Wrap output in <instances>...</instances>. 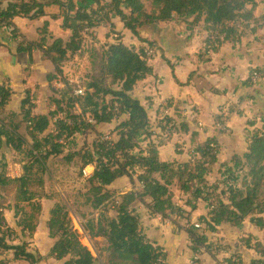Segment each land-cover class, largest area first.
<instances>
[{
	"label": "trees",
	"instance_id": "obj_1",
	"mask_svg": "<svg viewBox=\"0 0 264 264\" xmlns=\"http://www.w3.org/2000/svg\"><path fill=\"white\" fill-rule=\"evenodd\" d=\"M5 1L9 2L8 6L2 8ZM91 1L97 8L87 12L84 8L78 7L75 0H0V27L14 26L16 17L30 20L44 17L45 9L53 5L61 8L62 28L71 31L70 39L68 41L54 39L52 43H49V23L46 22L41 29V39L35 44L55 65V74L47 76L50 85L63 74V63L82 51L84 35L90 34L91 29L102 24L110 25V31L116 35L114 43L101 47L99 75L94 77L92 83L94 93L87 98V104L91 107L88 120L93 119L94 125L87 124L88 121H82L79 116L74 115L71 118L67 116L65 120H61L56 134H48L40 139L39 136L44 135L48 130L51 118L49 115L34 114L37 108L35 97L30 90H27L20 104V115L24 119L21 121L26 122L34 132L32 147L27 149L25 139L20 132L19 122L15 123L11 117V121L7 123L0 116V152L4 146H8L19 152L26 151L30 159V162L24 166V175L14 180L19 185L18 200L27 203L34 201L36 195L30 191V186L34 182L40 187L45 184L46 170L37 152L42 151L45 146L59 150L63 148L59 141L63 139L70 141L83 129L110 124L115 120H121L123 115L127 114L128 118L122 120L113 130L117 139L104 140L103 135L100 134L98 140L92 145L67 156V160L78 157L82 170L87 167L94 169L92 176L88 178L90 183L88 201L92 209L100 211L109 207L116 196L122 199L115 218L110 219L106 216V212H103L100 214L99 221L96 224L91 223V228L88 230L95 238L107 239L109 264H162L165 255L160 247L147 238L140 217L133 208L137 201L145 203L146 198H149L151 203L146 206L153 213L161 214L163 218L168 217V214H177L186 219L188 225L186 231L190 235L191 249L195 254H199L202 248L209 251L208 238L191 225L189 213L174 202L175 187L173 189L172 187L177 183L179 186L177 187L183 193L192 195L187 202L192 210L196 209L193 201L205 200L209 196L208 190L219 189L218 186L209 188L205 179L211 172L210 165L217 160V140L208 139L199 146L196 152L200 155V159L191 160L188 163L162 161L159 146L154 142H149L146 150L142 149L140 137L144 136L145 141H148L152 136L151 121L145 108L131 96V93L139 82L154 76V69L150 65V58L145 53L146 48L141 46L137 50L126 45L123 42V34L116 31L112 18H119L124 29L129 30L141 43L147 44L150 50L156 48L155 42L140 36L141 27L169 22L175 18L186 22L189 27L203 21L209 33L206 51L210 50L211 46V49L216 51L218 48L213 46L220 47L227 41L239 39L243 33L241 30L243 24L254 20L258 2L257 0H153V4L159 7L156 16L146 13L143 0ZM52 18L56 20L59 17ZM190 19H192L191 22H189ZM231 23L239 26L228 27ZM12 34L15 38L19 37L16 29L12 30ZM33 48L34 45L28 43L25 46V42L20 41L18 55L32 52ZM161 58L172 68L177 84L185 86L190 83L192 75L186 84H181L174 74L171 62L164 54ZM110 77L113 83L117 84L116 88L111 87L108 79ZM14 94L9 84L0 86V111L3 112L8 108ZM97 97H101V100ZM107 97H111L110 100H106ZM11 115L15 114L11 113ZM167 122L171 123V121ZM181 125L183 131H189L186 124ZM196 135V133L193 134V139ZM232 162L233 173L229 179L235 181V184L227 191L213 196L214 202L211 204L210 218L206 221V230L215 232L217 225L221 223L239 227L249 218L251 223L263 229L264 132L255 134L250 140L249 151L243 156H234ZM35 169H37L36 172H34ZM235 174H240L241 177ZM124 177L129 178L133 185L130 191L120 193L111 188L115 181ZM1 183L5 181L1 179ZM220 196L226 197L229 203H225ZM41 210V203H38V212L40 213ZM50 215L49 237L56 239V242L49 256L62 264H93L95 258L88 247L82 244L80 234L72 225L67 210L62 205L56 204L50 211ZM15 217L19 227L33 230L29 223L30 219L19 220L18 213ZM6 229H9V226L6 223L4 209L0 206V249L14 251L13 261L37 264L44 259L43 256H36L29 252L25 245H10ZM255 250L260 255V260H263L261 252L257 248ZM260 260H255L253 263L264 264ZM228 262L231 261L228 260Z\"/></svg>",
	"mask_w": 264,
	"mask_h": 264
},
{
	"label": "crops",
	"instance_id": "obj_2",
	"mask_svg": "<svg viewBox=\"0 0 264 264\" xmlns=\"http://www.w3.org/2000/svg\"><path fill=\"white\" fill-rule=\"evenodd\" d=\"M257 2L254 20L243 24L241 28L243 33L239 39L227 41L220 47L213 46L218 48L216 51L211 49L212 46L206 51L209 33L203 21L189 27L186 22L175 18L169 22L141 27L140 36L155 42L156 48L150 50L147 44L140 43L129 30L124 29L119 18H112L117 32L122 33L123 36L133 37L129 47L138 50L142 46L149 50L150 56L154 53L152 58L149 57L154 76L139 82L131 93V96L145 108L151 121L152 136L148 141H145L144 136L142 137L143 140H140L142 149L146 150L149 142H154L159 146L162 161L188 163L200 159V155L196 152L199 146L208 139L217 140V160L210 165L211 172L205 179L209 188L218 186L219 189L208 190L209 196L205 200L193 201L196 209L192 210L187 205L192 195L183 193L177 183L173 185L174 202L189 213V221L193 226L209 220L211 204L214 202L213 196L227 191L235 184V181L229 179L233 173V157L246 154L249 151L251 138L264 130V3L262 0ZM8 3L5 1L2 8H6ZM75 3L87 12L97 8L91 0H75ZM45 11L46 15L39 19L16 17L14 26L0 27V86L9 84L15 92L9 107L20 106L26 91L30 90L35 97L37 107L34 111L35 115H47L48 111L40 112V109L49 105V88L54 81L50 85L47 76L55 74V65L51 59L35 45L41 39V29L46 22L49 23V43L54 39L68 41L71 37V31L62 28L61 8L53 5L47 7ZM145 11L147 14H152L146 8ZM155 15L157 16L158 13ZM53 16L59 18L54 20ZM191 21L192 19L189 20ZM13 29L17 30L19 37L13 36ZM102 29L109 32L110 25L102 24L93 28L87 36L93 35L92 33L96 35L98 32L101 34ZM20 41H24L25 46L28 43L34 45L32 52L18 55ZM114 42L115 40L111 39V43ZM103 45L101 44L100 49ZM162 54L171 62L174 74L181 84H186L192 75L188 85L180 86L176 83L173 70L161 58ZM67 62H71L70 58L63 63L64 73L71 72L84 76L88 73V69H93L88 64ZM255 72L259 73L258 79L253 77ZM95 76L96 74L93 77ZM221 105L229 112L220 115L218 108ZM161 114L168 115V119H174L177 131L173 136L165 135L164 123L159 121ZM123 118L125 120L128 117L123 115ZM121 122L122 120H115L110 124L97 125V128L114 130ZM181 124H186L189 131H183ZM194 133L197 135L193 139ZM105 134L109 133L102 135ZM114 136L117 137L112 131L110 138L113 139ZM97 140L98 138L94 142ZM137 186L140 187L139 183ZM122 187L125 189H121ZM132 187L129 178L124 177L115 181L111 188L125 192L130 191ZM220 198L225 203H229L226 197L220 196ZM149 203H151L149 198H146L145 203L137 201L135 203L137 214L147 238L160 247L165 255L163 264H189L198 254L191 249L192 243L186 231L188 226L186 219L177 214H168V217L163 218L161 214L153 213L146 206ZM198 230L205 232L208 242L214 246L218 243L227 247L229 245V251L219 250L218 247L214 251L204 248L198 256L200 264H220L225 257L229 258L235 253L242 254L244 264H252L253 261L260 259L259 254L252 248L247 249L249 254L243 256V246L236 244L238 239L241 240L249 235L256 236L260 232L261 229L258 230L251 223L250 218L239 227L221 223L217 225L215 232L207 231L206 228H198Z\"/></svg>",
	"mask_w": 264,
	"mask_h": 264
},
{
	"label": "rangeland",
	"instance_id": "obj_3",
	"mask_svg": "<svg viewBox=\"0 0 264 264\" xmlns=\"http://www.w3.org/2000/svg\"><path fill=\"white\" fill-rule=\"evenodd\" d=\"M143 3L148 12H151L152 14L158 13L159 7L153 4V0H143ZM262 3H264V0H262ZM101 32V34L98 32L96 35L92 33V37L87 36V34L84 35L83 51L76 57H70L71 62H67L70 64H88L92 66L94 70L92 68L88 69V73L84 76L67 72V75L63 74L62 78L57 79V81L61 80L64 85L58 86L56 85L57 81H54V91L53 85L50 86L49 105L48 107L42 106L40 109V112L48 111L47 115L51 118L50 126L44 135L39 136L40 139L48 134H56L59 130L61 120H65L67 116L71 118V116L75 115L79 116L82 121H88L91 107L87 104V98L94 93L92 87L94 74L99 75V59L101 55L100 46L101 44H109L111 43V39L116 38L115 33L111 31L105 32L102 29ZM131 39H133L131 35L123 36V41H125L128 46H131L132 44ZM145 53H147L148 58H152L154 55V53H152L150 56L148 54L149 50ZM108 79L112 85L111 87L116 88L117 84L113 83L112 78L110 77ZM79 90H83L85 95H75V91ZM62 95H64V97H61ZM97 98L101 100V97ZM110 98L111 97H107L106 100H110ZM9 106L5 111H0L1 119L6 120L8 123L11 121L12 117L15 120V123L19 122L21 125V135L25 139V147L30 149L33 144L34 132L26 122L21 121L24 119L20 115V106ZM11 113L15 115L12 116ZM219 114L222 115L223 113L219 112ZM125 115L128 117L127 114ZM168 118V115L161 114V119H159V121L163 123H165V120L171 121V123L175 122L174 119ZM121 120H124V118L122 117ZM87 124L89 123L87 122ZM97 127L98 126H91L90 128L83 129L82 132L77 133L70 141H66L65 139L59 141L63 147L59 150L54 147L45 146L42 151L37 152V156L42 161L46 170L44 174L45 184L43 187H40L38 186V183L36 184L34 182L30 186V191L36 195V199L29 203L18 200L19 185L14 181L24 175V166L30 162L29 157L26 155V151L19 152L12 147L4 146L0 152V206L4 209L6 223L9 226V229H6L8 243L10 245H25L29 252L36 256H43L44 259L37 264H62V262L49 256L56 239L49 237L48 222L51 217L50 211L56 204L62 205L67 210L72 225L80 234L82 244L88 247L95 258L93 264H109V245L107 239L105 237H93L88 228H91V223L94 222V224H96L99 221L100 214L103 212H106V216L110 219L115 218L122 199L119 196H116L112 200L113 204L109 207L100 211L92 209L88 201L90 190L88 178L93 174V167H87L85 170H82V165L78 157H74L73 160H67L68 154L78 152L87 148L89 145H92L94 140L98 138V135L108 132L111 136L113 130H101ZM176 131L177 126L171 135L173 136L176 134ZM263 132L264 130L261 131V133ZM113 139H117V137L114 136ZM140 140H143V138L140 137ZM137 153L138 152H136V154ZM36 171L37 169H35L34 172ZM236 176H239V178L241 177L240 174H237ZM1 179L4 180L5 183H1ZM173 188L174 187H172V189ZM121 189H125V187H122ZM115 191L121 193L122 190ZM124 193H126V191ZM38 203H41L42 210L40 213L38 212ZM137 204H134L136 206L133 205L136 213ZM139 206L141 205L139 204ZM16 213L19 214V220L23 218L30 219L29 223L31 227H33V230L19 227L17 225V218L15 217ZM255 227L258 230L261 229L256 225ZM261 230H259L260 232L256 236L249 235L248 237H243L241 240L238 239L236 244L243 246V256L249 254L247 249L257 248L263 257V260H260L261 258L259 260L264 263V230ZM198 231L201 234L205 233L200 230ZM208 246L212 251L216 250L217 247L219 250L224 249V251L229 249V245L227 247L220 243L214 246L212 243L208 242ZM13 252L14 251H3L0 249V264H9L12 262L14 258ZM199 255L200 254L197 256ZM228 260L231 262L229 263ZM243 260L242 254L235 253L229 258L225 257L220 264H244ZM12 264L29 263L26 261H13Z\"/></svg>",
	"mask_w": 264,
	"mask_h": 264
},
{
	"label": "built area",
	"instance_id": "obj_4",
	"mask_svg": "<svg viewBox=\"0 0 264 264\" xmlns=\"http://www.w3.org/2000/svg\"><path fill=\"white\" fill-rule=\"evenodd\" d=\"M235 27V26H239V25H237L236 23H231V24H229L228 25V27ZM65 72V71H64ZM63 72V73H64ZM64 74H66V73H64ZM67 75V74H66ZM253 77L255 78V79H258L259 78V73H257V72H255L254 74H253ZM62 78V77H61ZM56 85H58V86H60V85H64V83L60 80V81H57L56 82ZM75 95H85V92H83V90H79V91H75ZM218 110H219V112H221V113H225V112H229V110L226 108V107H224V106H219V108H218ZM165 123H164V132H165V135H170V134H172L174 131H175V127H176V125L174 124V123H169V122H167L166 120L164 121ZM88 123L89 124H95V121L93 120V119H89L88 120ZM103 139L104 140H110L111 138H110V136H109V134H105V135H103ZM195 227L198 229V228H207V226H206V221H203V222H201V223H197L196 225H195ZM203 250V249H202ZM201 252V251H200ZM189 264H200V262H199V259H198V256L197 257H194L191 261H190V263Z\"/></svg>",
	"mask_w": 264,
	"mask_h": 264
}]
</instances>
